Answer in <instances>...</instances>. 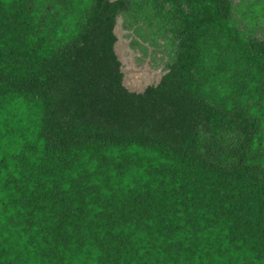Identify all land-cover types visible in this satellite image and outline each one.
Segmentation results:
<instances>
[{
	"label": "trees",
	"instance_id": "16d2710c",
	"mask_svg": "<svg viewBox=\"0 0 264 264\" xmlns=\"http://www.w3.org/2000/svg\"><path fill=\"white\" fill-rule=\"evenodd\" d=\"M121 14L170 46L142 92ZM0 264H264V32L232 0H0Z\"/></svg>",
	"mask_w": 264,
	"mask_h": 264
},
{
	"label": "rangeland",
	"instance_id": "374dc122",
	"mask_svg": "<svg viewBox=\"0 0 264 264\" xmlns=\"http://www.w3.org/2000/svg\"><path fill=\"white\" fill-rule=\"evenodd\" d=\"M245 1L232 0L234 21L241 31L263 38V28L254 27L245 19ZM115 33L118 39L116 53L122 63L126 88L131 92H142L148 86L158 84L172 61L167 41L154 29L135 23L126 14L118 16Z\"/></svg>",
	"mask_w": 264,
	"mask_h": 264
},
{
	"label": "water",
	"instance_id": "95a60500",
	"mask_svg": "<svg viewBox=\"0 0 264 264\" xmlns=\"http://www.w3.org/2000/svg\"><path fill=\"white\" fill-rule=\"evenodd\" d=\"M117 44V43H116Z\"/></svg>",
	"mask_w": 264,
	"mask_h": 264
}]
</instances>
